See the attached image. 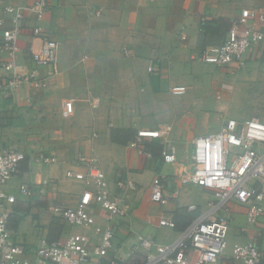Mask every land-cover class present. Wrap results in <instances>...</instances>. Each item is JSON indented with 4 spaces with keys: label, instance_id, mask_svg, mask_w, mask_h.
I'll list each match as a JSON object with an SVG mask.
<instances>
[{
    "label": "crops",
    "instance_id": "1",
    "mask_svg": "<svg viewBox=\"0 0 264 264\" xmlns=\"http://www.w3.org/2000/svg\"><path fill=\"white\" fill-rule=\"evenodd\" d=\"M32 1L0 0V15L7 3L27 7ZM244 7L264 11V0L54 1L42 25L60 44L58 80L50 88L23 85L11 96L0 97V150L14 148L27 155L4 188L17 197L9 227L15 240L28 248V258L43 237L52 242L73 233L93 236L97 226L106 225L98 208L89 227L70 225L53 211L57 204L74 206L83 193V182L66 176L68 169L76 168L79 153L97 160L112 191L127 205L117 224L113 254L123 264L144 262L147 250L139 244L141 236L167 244L194 219L217 213L209 205L213 192L182 184L180 176L190 167L194 138L219 130L226 118H259L264 108V103L249 104L245 93L249 84L264 82V45L246 55L243 67H219L201 59L207 46L225 41ZM257 26L264 32V24ZM40 41L23 32L18 61L30 64ZM8 58L0 43V76ZM48 69L41 68L40 74ZM175 85L186 92L173 94ZM223 100L241 105L234 109ZM162 124L172 126L178 163L165 162L160 139L145 138L141 147L131 144L138 130ZM112 129L132 131L130 141H114ZM43 156L58 161L45 162ZM120 180L132 181L136 188L122 190ZM156 180L168 198L162 204L152 200ZM23 182L32 186L31 195L20 193ZM232 209L229 247L221 262L237 264L233 246L254 240L264 264V215L250 224L243 206L234 204ZM163 216L172 218L175 227L160 226Z\"/></svg>",
    "mask_w": 264,
    "mask_h": 264
},
{
    "label": "built area",
    "instance_id": "2",
    "mask_svg": "<svg viewBox=\"0 0 264 264\" xmlns=\"http://www.w3.org/2000/svg\"><path fill=\"white\" fill-rule=\"evenodd\" d=\"M54 1L33 0L27 7L13 3L4 6L0 15V43L9 58L1 65L5 73L0 76V97L11 96L15 89L23 85L50 88L58 80L60 44L42 25ZM263 24V10L244 7L240 17L232 22L225 41L207 46L201 59L219 67H243L246 55L264 45V32L257 28V25ZM242 27H245L243 32L240 31ZM26 31L41 39L31 52L30 64L18 61L19 40ZM43 67L49 69L40 74ZM148 69L152 71L153 66L150 65ZM185 92L184 86L172 87L175 95ZM95 102V106L99 105L98 99ZM171 132L170 124H162L157 129L138 130L131 144L141 147L145 138L160 139L161 156L165 162L178 163V147L171 138ZM193 145L190 167L181 174L180 182L211 190L214 200L209 204L210 209L217 213L194 219L177 239L167 244L141 236L139 244L147 250L142 264H223L221 258L229 247L233 205L246 209L250 224L257 223L264 215V151L260 150L264 145L262 119L226 118L219 130L197 136ZM147 155L151 157L152 153L148 152ZM26 156L19 149L0 150V264H123L113 254L117 224L126 215L127 205L119 193L112 191L106 171L93 156L85 153H79L75 158L76 168L66 171L68 178L83 182L81 197L74 206L57 204L53 206V211L70 225L89 227L92 213L98 208L104 214L106 225L97 226L93 236L73 233L52 242L43 237L34 250L30 249L33 258L27 257L30 255L28 248L15 240L9 227L12 205L17 197L4 188L16 177L19 165ZM43 160L52 163L58 161L55 156H43ZM118 186L122 190L136 188L132 181L120 180ZM19 191L28 196L33 193V188L23 182ZM152 200L160 204L168 200L159 180L154 183ZM189 208L195 209L196 206ZM159 225L173 228L175 222L163 216ZM106 257H110V260L107 261ZM232 259L237 264H260L262 252L254 240L236 243Z\"/></svg>",
    "mask_w": 264,
    "mask_h": 264
},
{
    "label": "rangeland",
    "instance_id": "3",
    "mask_svg": "<svg viewBox=\"0 0 264 264\" xmlns=\"http://www.w3.org/2000/svg\"><path fill=\"white\" fill-rule=\"evenodd\" d=\"M247 88L248 89L245 93H249V104H253V103L263 104L264 103V98H263L264 82L260 81L255 84H249ZM235 93L238 95L237 91H235ZM223 102H226L227 105H231L234 109L239 108V106L241 105L240 101L238 102L234 101L231 104L227 100H223ZM259 112H261L259 118L260 117L264 118V108H262Z\"/></svg>",
    "mask_w": 264,
    "mask_h": 264
},
{
    "label": "trees",
    "instance_id": "4",
    "mask_svg": "<svg viewBox=\"0 0 264 264\" xmlns=\"http://www.w3.org/2000/svg\"><path fill=\"white\" fill-rule=\"evenodd\" d=\"M131 136H132V131L112 129V139L118 143H125L127 141H130Z\"/></svg>",
    "mask_w": 264,
    "mask_h": 264
}]
</instances>
